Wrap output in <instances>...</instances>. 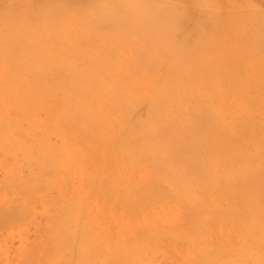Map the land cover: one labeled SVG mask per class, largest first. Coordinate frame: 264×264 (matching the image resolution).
<instances>
[{
	"label": "bare ground",
	"instance_id": "obj_1",
	"mask_svg": "<svg viewBox=\"0 0 264 264\" xmlns=\"http://www.w3.org/2000/svg\"><path fill=\"white\" fill-rule=\"evenodd\" d=\"M0 153L2 264H264V16L0 0Z\"/></svg>",
	"mask_w": 264,
	"mask_h": 264
},
{
	"label": "rangeland",
	"instance_id": "obj_2",
	"mask_svg": "<svg viewBox=\"0 0 264 264\" xmlns=\"http://www.w3.org/2000/svg\"><path fill=\"white\" fill-rule=\"evenodd\" d=\"M38 1L44 2L47 0H38ZM181 1L185 2V5H187L188 7L189 0H181ZM216 1L218 2L220 6H222L224 10H227V9L229 11L239 10V11L245 12L246 14H248V12L250 13V11L252 12L255 11L259 15L264 16V0H216ZM55 139L53 137L52 141H55ZM7 163H9V159L6 157H3L2 154L0 153V179L2 178L4 174V170H6L7 168L6 166ZM36 212L37 214L31 218L33 222L30 218H29V221L27 219V222L24 227L25 229L24 231L25 233L23 234L24 238H22V236L20 238V236H17L14 234L10 236H5V239L0 237V253H3V251H5V252H8L10 256H12L16 252L18 247L20 246V243L23 241L26 242L25 238H27L28 242H31L35 238L39 237L38 235H40V232H39L40 229L38 228V226L40 227L43 224L42 221L44 218L42 215H39V207L36 208ZM11 263L14 264L12 261L10 262V264ZM0 264H2L1 261H0Z\"/></svg>",
	"mask_w": 264,
	"mask_h": 264
}]
</instances>
